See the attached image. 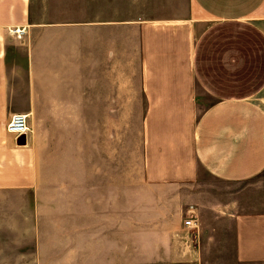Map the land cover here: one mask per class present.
Returning a JSON list of instances; mask_svg holds the SVG:
<instances>
[{
	"label": "crops",
	"instance_id": "0c3cea01",
	"mask_svg": "<svg viewBox=\"0 0 264 264\" xmlns=\"http://www.w3.org/2000/svg\"><path fill=\"white\" fill-rule=\"evenodd\" d=\"M93 2L65 55V26L33 23L31 0H0V191L33 177L54 194V215L35 219L36 264H204L224 221L235 261L264 264V183L244 189L246 209L237 202V184L264 175V0ZM45 106L95 110L98 165L85 140L83 167L50 182L21 169L43 157L8 121Z\"/></svg>",
	"mask_w": 264,
	"mask_h": 264
},
{
	"label": "rangeland",
	"instance_id": "374dc122",
	"mask_svg": "<svg viewBox=\"0 0 264 264\" xmlns=\"http://www.w3.org/2000/svg\"><path fill=\"white\" fill-rule=\"evenodd\" d=\"M90 1L31 0V20L33 23L38 24L52 22L65 26L66 40L62 45L65 51L64 54L74 55L76 45V42H74L75 24L89 22ZM99 1L96 0V3H99ZM93 3L95 4V0ZM95 7L94 5V9ZM33 37L36 40L42 37L41 29L34 30ZM39 57L42 58L41 74L44 77L43 54L39 55ZM249 88L250 85L247 84L245 89L248 91ZM198 101L208 106L214 103L215 100L206 95L200 88L198 90ZM41 109L45 112L27 116L29 121L28 134L32 137L34 146L41 153L40 157H43V160L25 165L20 164L21 169L26 167L29 172L42 170L46 177L41 180L50 182L53 169L83 167V146L85 140L89 144V164L91 166L99 164L95 110L76 111V113H49L46 111L47 106ZM127 112V109L121 110V118L127 115ZM123 120L124 118L122 122ZM127 128L128 125L123 123L122 132L127 131ZM128 155V150H124V163L129 162ZM34 180L33 177L29 178V184L31 181L30 187H32L25 191H20V189H4L0 191V264H36L34 257L35 219L40 216L48 217L54 215V209L52 208L54 194L52 189L47 190L43 195L36 193V187L33 186ZM260 182L264 183V175L254 181H250V183L237 184L238 205L246 209L249 203L244 189L252 183L259 184ZM228 187L226 184H220L224 201L228 200L227 197L224 198V194L229 192ZM40 206L42 208H39ZM218 227L217 232H213L212 236L207 234V238H217L219 243L218 246L203 247L204 264H239L235 261V256H233V233L230 224L224 221Z\"/></svg>",
	"mask_w": 264,
	"mask_h": 264
},
{
	"label": "built area",
	"instance_id": "2783aa9c",
	"mask_svg": "<svg viewBox=\"0 0 264 264\" xmlns=\"http://www.w3.org/2000/svg\"><path fill=\"white\" fill-rule=\"evenodd\" d=\"M7 131L13 137L17 139L22 135H27L29 132V121L28 116L25 114H14L8 121ZM184 226L187 229H193L197 225L193 218H189L184 222Z\"/></svg>",
	"mask_w": 264,
	"mask_h": 264
},
{
	"label": "water",
	"instance_id": "95a60500",
	"mask_svg": "<svg viewBox=\"0 0 264 264\" xmlns=\"http://www.w3.org/2000/svg\"><path fill=\"white\" fill-rule=\"evenodd\" d=\"M28 143V137L27 135H22L17 139V144L19 146H26Z\"/></svg>",
	"mask_w": 264,
	"mask_h": 264
}]
</instances>
